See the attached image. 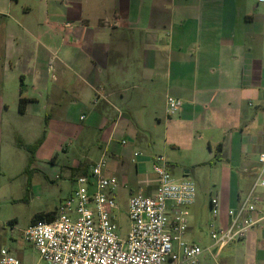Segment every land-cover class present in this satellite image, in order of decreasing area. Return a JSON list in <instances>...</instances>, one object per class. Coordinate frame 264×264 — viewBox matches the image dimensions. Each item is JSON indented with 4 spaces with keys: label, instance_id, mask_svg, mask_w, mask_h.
<instances>
[{
    "label": "crops",
    "instance_id": "0c3cea01",
    "mask_svg": "<svg viewBox=\"0 0 264 264\" xmlns=\"http://www.w3.org/2000/svg\"><path fill=\"white\" fill-rule=\"evenodd\" d=\"M168 96L182 101L174 114L168 113ZM21 98L28 99L24 112ZM144 113L154 129L164 127L174 150L188 149L189 157L200 155L199 142L206 141L207 160L198 166L220 170L209 203L220 200L217 223L226 227L228 211L251 187L264 152V4L0 0V154L14 144L27 152L21 158L25 174L41 171L39 164L57 166L60 154L80 141L88 153L98 149L102 156L75 162L73 182L75 171L86 175L103 158L105 174L119 180V195L130 198L143 187L153 193L155 184H145L153 179L145 168L149 159H135L123 144L126 138L133 145L148 140L139 132ZM43 137L29 167L26 147ZM194 222L186 237L201 245L190 239ZM203 261L264 264V221L217 260L205 253Z\"/></svg>",
    "mask_w": 264,
    "mask_h": 264
},
{
    "label": "built area",
    "instance_id": "2783aa9c",
    "mask_svg": "<svg viewBox=\"0 0 264 264\" xmlns=\"http://www.w3.org/2000/svg\"><path fill=\"white\" fill-rule=\"evenodd\" d=\"M258 2L264 4V0ZM181 107L180 99L167 97L169 114ZM140 156L133 153L135 159ZM258 163L251 187L238 207L228 211L226 227L217 223L220 200L211 199L212 247L187 240L197 187L188 177L175 178L162 156L153 158L154 178L145 181L146 185L155 184L153 193L148 194L143 187L128 200L130 227L125 238L118 235L116 223L120 183L115 176L105 174L102 158L88 174L74 180L71 196L58 206L51 220H39L27 227L24 240L40 254L37 264H200L205 253L217 260L225 248L246 239L264 221V152L259 154ZM0 264L24 262L10 249L0 248Z\"/></svg>",
    "mask_w": 264,
    "mask_h": 264
},
{
    "label": "rangeland",
    "instance_id": "374dc122",
    "mask_svg": "<svg viewBox=\"0 0 264 264\" xmlns=\"http://www.w3.org/2000/svg\"><path fill=\"white\" fill-rule=\"evenodd\" d=\"M151 119L148 113L139 117L142 125L139 132L148 139L145 144L139 141L133 145L127 138L125 142H128V147L133 152L142 154L140 158L149 159L145 168L150 178H154L152 164L156 156H163L173 163L171 172L177 179H182L186 171L192 173L191 178L196 184L198 196L196 204L191 207L189 219L190 223L195 219V229L190 239H195L201 246L210 245L212 241L208 223L212 211L209 200L211 194L215 195L210 192H214L215 185L221 183L220 170H216V167L211 168L209 163L198 166V162L207 160L209 150L206 141L199 142L200 155L189 157L188 149L174 150L165 138L164 127L154 129ZM92 135L91 138L94 139L95 136ZM100 154L101 151L98 149L96 153H88L87 148L79 141L70 153L60 154L57 166L39 164L41 171L33 169L25 174L23 172L25 165H22L21 158L29 154L22 152L16 144L8 149L2 148L0 154V248H9L15 255H17L16 252L21 253L25 264H37L40 261V254L32 244L24 240V231L36 215L56 212L58 206L71 196L75 189V184L71 180V174H73L71 166L75 162L86 164L96 162L102 156ZM214 162H216L215 159ZM44 173L49 174V178H46ZM73 176L76 179L80 176L79 172L75 171ZM28 178H30L29 182ZM119 190L117 192L119 204L118 218H116L117 233L121 238H125L130 227L127 213L129 197L123 193L119 195ZM202 264L206 262L203 261Z\"/></svg>",
    "mask_w": 264,
    "mask_h": 264
},
{
    "label": "trees",
    "instance_id": "16d2710c",
    "mask_svg": "<svg viewBox=\"0 0 264 264\" xmlns=\"http://www.w3.org/2000/svg\"><path fill=\"white\" fill-rule=\"evenodd\" d=\"M27 102H28V99H24V98H21L20 99V102H19V111L20 112H24L25 106H26ZM43 140H44V137L41 138L35 145H33V146H27L26 147L27 151H29L31 153V157L29 159V167H30V165L34 161V152L42 144ZM27 172H29V171H27ZM29 180H30V178H28V182H29ZM54 215H55V212L54 213L53 212H50V213H40V214L36 215L32 219V222L31 223L36 222V221H39V220H51Z\"/></svg>",
    "mask_w": 264,
    "mask_h": 264
}]
</instances>
